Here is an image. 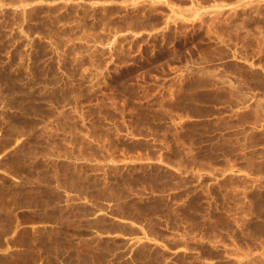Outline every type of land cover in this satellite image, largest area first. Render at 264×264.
<instances>
[{"label":"rangeland","instance_id":"374dc122","mask_svg":"<svg viewBox=\"0 0 264 264\" xmlns=\"http://www.w3.org/2000/svg\"><path fill=\"white\" fill-rule=\"evenodd\" d=\"M8 148L90 161L96 202L183 224L190 264H264V0H0Z\"/></svg>","mask_w":264,"mask_h":264},{"label":"crops","instance_id":"0c3cea01","mask_svg":"<svg viewBox=\"0 0 264 264\" xmlns=\"http://www.w3.org/2000/svg\"><path fill=\"white\" fill-rule=\"evenodd\" d=\"M11 150L0 154V264H99L103 253L101 264H190L183 224L154 230L115 202H96L90 161L47 160L54 167L27 174L1 159ZM194 257L206 263L205 253Z\"/></svg>","mask_w":264,"mask_h":264}]
</instances>
